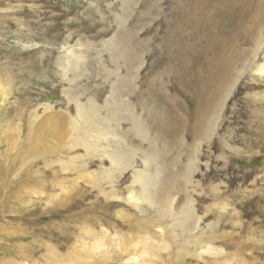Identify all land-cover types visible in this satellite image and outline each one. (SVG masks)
I'll list each match as a JSON object with an SVG mask.
<instances>
[{
    "label": "rangeland",
    "instance_id": "1",
    "mask_svg": "<svg viewBox=\"0 0 264 264\" xmlns=\"http://www.w3.org/2000/svg\"><path fill=\"white\" fill-rule=\"evenodd\" d=\"M0 264H264V0H0Z\"/></svg>",
    "mask_w": 264,
    "mask_h": 264
},
{
    "label": "bare ground",
    "instance_id": "2",
    "mask_svg": "<svg viewBox=\"0 0 264 264\" xmlns=\"http://www.w3.org/2000/svg\"><path fill=\"white\" fill-rule=\"evenodd\" d=\"M263 68V67H262ZM115 162V161H114ZM142 184V183H141ZM143 186V185H142ZM189 226V225H188ZM190 227V226H189ZM188 228V227H187ZM193 228V227H192ZM191 230V229H190ZM135 245V244H134ZM203 245H206V242L205 243H203ZM136 246V245H135ZM208 247H209V245L207 246V248L206 249H202V251L203 252H205V250L207 251V249H208ZM100 248V247H99ZM203 248V247H202ZM205 248V247H204ZM216 251V250H215ZM220 251V250H219ZM218 252V251H217ZM217 252H215V253H217ZM221 252V251H220ZM218 255V254H217ZM163 262H164V260H163Z\"/></svg>",
    "mask_w": 264,
    "mask_h": 264
}]
</instances>
